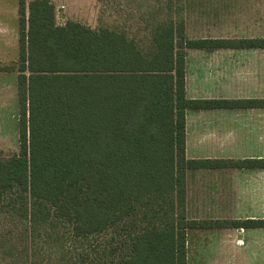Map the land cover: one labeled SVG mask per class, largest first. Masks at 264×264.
<instances>
[{"label":"trees","instance_id":"1","mask_svg":"<svg viewBox=\"0 0 264 264\" xmlns=\"http://www.w3.org/2000/svg\"><path fill=\"white\" fill-rule=\"evenodd\" d=\"M162 11V10H160ZM126 31L56 22L51 0H18V153L0 156V264H187V168L264 160L187 159L185 109L263 107L187 99L186 49L264 48V38H188L181 10ZM161 14L158 10L154 16ZM164 13V14H163ZM168 14V16H167ZM264 226V220L230 222Z\"/></svg>","mask_w":264,"mask_h":264},{"label":"crops","instance_id":"2","mask_svg":"<svg viewBox=\"0 0 264 264\" xmlns=\"http://www.w3.org/2000/svg\"><path fill=\"white\" fill-rule=\"evenodd\" d=\"M16 1L18 4V0ZM86 1L85 8L90 7L91 1L96 2ZM139 1L142 3V0ZM164 1L165 7L154 5L156 9L152 11L158 8L166 11L170 9L174 20L172 1ZM248 1L263 4L254 7L264 10V0ZM51 2L55 7L56 20L70 19L88 24L86 18L80 16V12L73 11L77 9L76 6H70L75 0ZM141 5L138 4L139 9ZM12 12L17 24V6L12 8ZM150 19L157 20V17ZM182 19L185 27L184 14ZM0 25L7 26L1 16ZM186 36L195 39L187 34ZM185 97L263 100L264 48L186 49ZM184 116L187 159L264 160V106L186 108ZM185 186L188 220L223 223L212 227L186 229L187 264L189 236L195 233L198 238L196 236L193 248L198 251L213 249L214 264H264V226L229 224L233 221L264 220V166L187 168ZM208 243L213 244L208 246Z\"/></svg>","mask_w":264,"mask_h":264},{"label":"rangeland","instance_id":"3","mask_svg":"<svg viewBox=\"0 0 264 264\" xmlns=\"http://www.w3.org/2000/svg\"><path fill=\"white\" fill-rule=\"evenodd\" d=\"M177 12L181 10L186 18V34L189 37H250L264 36V10L254 6L263 5L249 3L248 0H171ZM164 0H96L87 5L86 0H75L70 6H76L74 12L86 18V25L91 28L108 27L124 30L141 45L149 43L150 17L162 18L165 7ZM138 4H142L139 9ZM156 5V6H154ZM16 0H0V16L7 26L0 25V66L13 64L18 59L17 28L12 8H16ZM78 7L80 8L78 10ZM135 7L137 9H135ZM2 9V10H1ZM162 10V11H160ZM164 14V13H163ZM56 22L62 24V19ZM16 33V34H15ZM17 72L0 71V156L9 157L18 153V104L16 91ZM13 222L8 214L0 215V234L13 229ZM197 233L189 236V264H214L213 249L193 248ZM196 238V240H195ZM210 241V240H209ZM210 246L213 243H208Z\"/></svg>","mask_w":264,"mask_h":264}]
</instances>
